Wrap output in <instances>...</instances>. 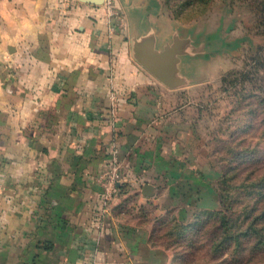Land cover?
Returning a JSON list of instances; mask_svg holds the SVG:
<instances>
[{
	"label": "crops",
	"instance_id": "obj_1",
	"mask_svg": "<svg viewBox=\"0 0 264 264\" xmlns=\"http://www.w3.org/2000/svg\"><path fill=\"white\" fill-rule=\"evenodd\" d=\"M228 23L212 40L155 0H0V264H178L164 219L218 203L193 90L233 67ZM145 35L187 41L184 84L133 57ZM113 156L124 179L101 212Z\"/></svg>",
	"mask_w": 264,
	"mask_h": 264
},
{
	"label": "rangeland",
	"instance_id": "obj_2",
	"mask_svg": "<svg viewBox=\"0 0 264 264\" xmlns=\"http://www.w3.org/2000/svg\"><path fill=\"white\" fill-rule=\"evenodd\" d=\"M155 1L181 22L194 23L202 35L211 30L212 40L218 38L224 19L229 18L231 36L241 38L233 67L210 76L212 79L193 90L194 106L204 109L197 131L202 133L204 141L201 140L200 148L213 173L217 207L196 209L188 218H182L181 213L169 214L164 219L161 236L177 248L178 264H264V203L261 208L255 205L258 192L264 193V186L255 189L248 185L261 172L254 161L262 155L258 151L252 154L246 148L242 153L250 154L247 163L237 167L233 161L241 159L239 154H233L240 150L238 144L245 141L252 146L258 138L263 139L255 133L254 126L260 125L264 117V25L258 23L262 0ZM259 148L264 150V139ZM242 166L249 169L241 171ZM254 167L256 170L252 172ZM228 169L231 170L226 174ZM244 193L255 195L251 198ZM217 214L224 216L222 224ZM260 214L262 217L258 219ZM201 221L205 226L194 234ZM252 221L259 229L257 232L237 233L236 237H233L236 233L229 234ZM195 222L198 223L194 225ZM214 238L221 241L220 253L211 243Z\"/></svg>",
	"mask_w": 264,
	"mask_h": 264
},
{
	"label": "water",
	"instance_id": "obj_3",
	"mask_svg": "<svg viewBox=\"0 0 264 264\" xmlns=\"http://www.w3.org/2000/svg\"><path fill=\"white\" fill-rule=\"evenodd\" d=\"M92 4H102L104 0H82ZM187 41L174 36L172 41L165 44L162 49L153 46V38L145 35L136 37L132 43L133 57L158 80L167 87H177L184 84V79L178 74L177 64L180 55L186 52L184 48ZM198 51V49H196ZM152 186L144 184L143 194L149 195Z\"/></svg>",
	"mask_w": 264,
	"mask_h": 264
},
{
	"label": "trees",
	"instance_id": "obj_4",
	"mask_svg": "<svg viewBox=\"0 0 264 264\" xmlns=\"http://www.w3.org/2000/svg\"><path fill=\"white\" fill-rule=\"evenodd\" d=\"M258 14H259V18H260V20L258 21V23L259 24H263L264 25V0H262V2L260 3V6H259V8H258ZM264 100V99H263ZM254 126H255V133L256 134H259V135H261L262 137H263V139H264V117L262 118V120H261V123H260V125H256V124H254ZM263 139H259L258 138V140L254 143V145H252V146H249L248 144L246 145L245 143V141L242 143H240V144H238V146L237 147H240L241 146V148H240V150H236L235 152L233 151V154L234 155H237V154H239L240 155V157H241V159L240 160H238V161H235V160H233L234 162H236L237 163V167H238V165H240V164H243V163H247V159L246 158H249V155L250 154H243L242 152L243 151H245L244 149H246V148H248L249 149V151L252 153V154H254L255 153V151H258V152H260V155H262V158H258L257 159V161H254V163L256 164V165H258V169L261 171V172H259V174L257 175V176H255V178H253V179H251L250 180V183L248 184V185H250L252 188H255V189H260V188H262L263 186H264V150H263V148H259L260 147V145H261V143H263ZM236 147V148H237ZM248 149H246V150H248ZM247 155V156H246ZM232 159V157L230 158V160ZM232 161V160H231ZM263 168V169H262ZM247 169H249V167L248 166H242V167H240V170L241 171H245V170H247ZM231 169H228V170H226V174H228L229 173V171H230ZM255 170H256V168L254 167L253 169H251V171L252 172H255ZM236 173L234 172V174H231V176H234ZM225 176V175H224ZM246 179V178H245ZM245 187L247 188V186L245 185ZM245 195H247V196H251V198H254V195H251V194H248V193H244ZM258 196H257V198L255 199V205H256V207L258 208V207H260V205L261 204H263L264 203V193L262 192V190H261V192H258V194H257ZM258 199V200H257ZM261 208V207H260ZM251 210H253V208H251ZM207 214H209V216H211L210 214H211V212L210 211H208V213ZM213 214V213H212ZM218 215V218L220 219V222H221V224H222V221H223V219H224V216L223 215H220V214H217ZM262 214H260L259 216H258V219L259 218H261L262 216H261ZM264 218H262V220H263ZM205 221V220H204ZM200 222V224H199V227L195 230V233L194 234H196V232L198 233L199 232V230H201V229H203V227L205 226V222ZM198 222H195V223H193L194 225H196ZM193 224L192 225H189L188 226V228H192L193 227ZM255 225V226H254ZM196 228V227H195ZM219 228V227H218ZM217 228V229H218ZM259 229H257V226H256V224L252 221V222H250V223H248V224H245V226H240V228L238 229V230H236L235 232H230L229 234H231V233H236V234H233V237H236L238 234L237 233H240V235H248V233L250 232V231H253V232H257ZM212 245H215L214 247H215V251H217L218 250V252H219V249H218V247H219V245H220V243H221V241L220 240H218V241H216V239L214 238L213 240H212ZM220 253V252H219Z\"/></svg>",
	"mask_w": 264,
	"mask_h": 264
},
{
	"label": "built area",
	"instance_id": "obj_5",
	"mask_svg": "<svg viewBox=\"0 0 264 264\" xmlns=\"http://www.w3.org/2000/svg\"><path fill=\"white\" fill-rule=\"evenodd\" d=\"M103 3H105L107 7H111L113 4V0H104ZM113 151L115 153V148L113 149ZM98 179H100L104 189L101 194V203H102L101 212H104L106 210L107 201L113 195V192L116 189L117 184L124 179L120 164L114 158V156L112 157V159H110L108 165L105 168H103L102 171L99 173ZM1 188L2 185L0 183V191ZM98 219L100 220V211L98 214Z\"/></svg>",
	"mask_w": 264,
	"mask_h": 264
}]
</instances>
